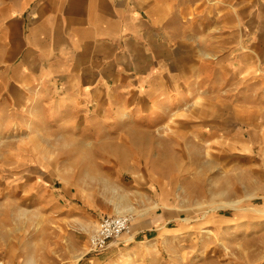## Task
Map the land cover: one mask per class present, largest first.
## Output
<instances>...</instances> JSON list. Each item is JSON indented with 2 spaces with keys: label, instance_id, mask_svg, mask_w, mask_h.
Instances as JSON below:
<instances>
[{
  "label": "rangeland",
  "instance_id": "1",
  "mask_svg": "<svg viewBox=\"0 0 264 264\" xmlns=\"http://www.w3.org/2000/svg\"><path fill=\"white\" fill-rule=\"evenodd\" d=\"M231 8L207 9V34L254 28ZM196 13L171 23L190 37L172 55L93 100L13 87L21 55L0 45V264H264V55L240 73L218 53L236 46V64L264 39H199ZM129 207L130 230L94 251Z\"/></svg>",
  "mask_w": 264,
  "mask_h": 264
},
{
  "label": "crops",
  "instance_id": "2",
  "mask_svg": "<svg viewBox=\"0 0 264 264\" xmlns=\"http://www.w3.org/2000/svg\"><path fill=\"white\" fill-rule=\"evenodd\" d=\"M219 7H232L229 14L238 17L239 23V15L250 16L254 28L246 31L240 27L241 32L231 29L225 35L213 31L207 34L216 20L207 9ZM193 10H197L199 39L210 36L222 43L224 39L225 43L264 39V0H0V45L6 41L8 53L19 50L21 55L8 69L11 73L7 79L16 88L60 85L67 95L60 102L93 100L101 88L115 85L125 73L144 69L140 64H146L148 58L172 55L175 39L190 37L185 31L179 36L171 23L177 18V23L189 26ZM234 16L232 22L236 23ZM247 46L236 64L232 58L236 46L230 45L228 51L219 46L218 53L229 54L228 65H235L236 72H248L256 58L264 55V48L256 47L254 42ZM166 65L169 67V59Z\"/></svg>",
  "mask_w": 264,
  "mask_h": 264
},
{
  "label": "built area",
  "instance_id": "3",
  "mask_svg": "<svg viewBox=\"0 0 264 264\" xmlns=\"http://www.w3.org/2000/svg\"><path fill=\"white\" fill-rule=\"evenodd\" d=\"M132 216L121 214L115 217H104L96 234L90 236L89 243L94 251L102 250L111 239L118 238L121 234L130 230Z\"/></svg>",
  "mask_w": 264,
  "mask_h": 264
},
{
  "label": "bare ground",
  "instance_id": "4",
  "mask_svg": "<svg viewBox=\"0 0 264 264\" xmlns=\"http://www.w3.org/2000/svg\"><path fill=\"white\" fill-rule=\"evenodd\" d=\"M203 56H205V57H207V58H213V57H214V56H212L210 53H207V52H204V53H203ZM206 154H207V153H206ZM123 212H128V213L133 212V211H132V207H129V208H127V209H124L123 211H122V210H119V209L116 210V214H121V213H123ZM111 240H112V239H111ZM80 255H81V254L75 255V259H78V258L80 257Z\"/></svg>",
  "mask_w": 264,
  "mask_h": 264
}]
</instances>
